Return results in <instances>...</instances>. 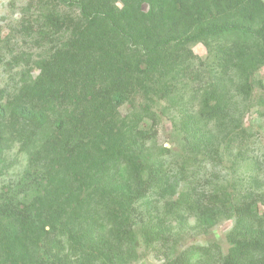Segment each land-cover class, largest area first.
<instances>
[{
  "label": "trees",
  "instance_id": "1",
  "mask_svg": "<svg viewBox=\"0 0 264 264\" xmlns=\"http://www.w3.org/2000/svg\"><path fill=\"white\" fill-rule=\"evenodd\" d=\"M57 1L76 10L78 16L40 15L35 45L51 48L47 56L34 63L41 74L25 89L30 96L44 97L63 110L53 127L61 134L68 132V136L61 149L52 148L51 152L60 155L61 150L68 159H73L75 153L85 154L83 159L90 157V171L102 178L92 190L122 181L116 174L108 176L106 163L115 165L118 171H134L130 182L133 188L120 197L110 214L116 222L114 237L119 242L106 250L104 257L101 255L105 260L102 264H107L116 258L114 253L119 254L122 238L132 233L128 216L148 190L142 176L145 170H134L133 154L124 149L116 110L142 86L193 67L190 47L201 44L211 63H199L208 76V88L204 87L195 125L201 129L199 126L211 123L234 133V100L250 96L253 76L264 67V0ZM29 61L27 56L24 65L28 66ZM224 81L239 84L235 95L223 88ZM11 112L24 126L45 125L43 112L19 100L14 101ZM4 118L5 108L0 102V120ZM192 135L196 138L201 132L194 130ZM137 142L133 140L132 145ZM68 145L69 152L65 147ZM30 169L17 185L0 191V248L7 251L15 247L26 257V240L38 236L34 239L37 245L45 234H59L60 240L54 246L57 253L69 245L72 255L89 257L93 245L81 238V227H71L70 214L57 206L55 191L49 193L51 176L31 174ZM149 171L159 174L157 185L166 188L165 177ZM179 206L199 220L214 222L223 214L234 219L227 235L229 248L218 258L219 264H264V211L258 210V206L264 208V192L246 191L229 200L220 191L209 195L205 204L194 200ZM101 233L95 232L96 243H103ZM195 256L186 253L171 264H197L193 263ZM70 264H79V258Z\"/></svg>",
  "mask_w": 264,
  "mask_h": 264
},
{
  "label": "rangeland",
  "instance_id": "2",
  "mask_svg": "<svg viewBox=\"0 0 264 264\" xmlns=\"http://www.w3.org/2000/svg\"><path fill=\"white\" fill-rule=\"evenodd\" d=\"M46 13L59 18L78 16L76 10L57 0H0V102L5 108V118L0 120V191L17 185L30 168L31 174L51 176L49 193L55 191L57 206L70 214L71 227H81V238L93 248L85 258L72 255L69 245L57 253L54 246L59 234H45L37 245L34 239L38 236L26 240V257L15 247L7 251L0 248V264H70L76 258L79 264H102L103 253L119 242L110 214L120 197L133 188L134 171H118L106 163L108 176L116 174L122 181L92 190L102 178L90 171V157L83 159L85 154L75 153L68 159L61 150L60 155L51 152L52 148L61 149L68 136V132L64 135L53 127L63 110L44 97L30 96L25 89L41 74L34 63L51 48L35 45L40 15ZM190 52L195 58L191 59L193 67L135 90L115 112L124 149L133 154L134 170H145L142 176L148 190L128 216L132 233L122 238L119 254L114 253L116 258L107 264H171L186 253L196 254L193 263L219 264L218 258L229 248L227 235L234 219L223 214L214 222L199 220L179 204L194 200L205 204L209 195L220 191L229 200L246 191L264 192V67L253 76L250 96L234 100V133L211 123L198 129L199 103L208 88V76L199 63H211V58L201 44L191 46ZM27 56L30 61L25 66ZM238 86L223 82L230 95L236 94ZM16 100L43 112L45 125L27 127L16 121L11 112ZM194 130L201 135L193 138ZM135 139L138 142L132 145ZM65 147L69 152L71 146ZM150 169L165 177L166 188L158 187L156 178L161 176ZM258 210L262 213L264 208L258 206ZM98 231L103 243L95 242Z\"/></svg>",
  "mask_w": 264,
  "mask_h": 264
}]
</instances>
